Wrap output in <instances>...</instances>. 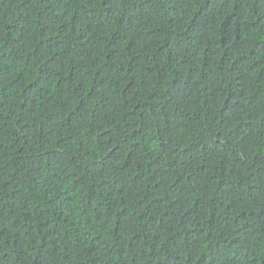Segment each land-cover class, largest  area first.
Returning a JSON list of instances; mask_svg holds the SVG:
<instances>
[{
  "label": "trees",
  "instance_id": "obj_1",
  "mask_svg": "<svg viewBox=\"0 0 264 264\" xmlns=\"http://www.w3.org/2000/svg\"><path fill=\"white\" fill-rule=\"evenodd\" d=\"M0 264H264V0H0Z\"/></svg>",
  "mask_w": 264,
  "mask_h": 264
}]
</instances>
